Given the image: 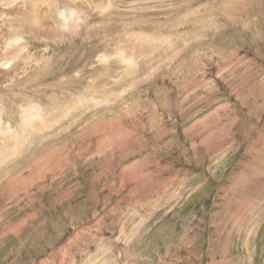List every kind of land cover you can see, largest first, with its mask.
Segmentation results:
<instances>
[{"label": "rangeland", "instance_id": "rangeland-1", "mask_svg": "<svg viewBox=\"0 0 264 264\" xmlns=\"http://www.w3.org/2000/svg\"><path fill=\"white\" fill-rule=\"evenodd\" d=\"M4 1L0 264H264V0Z\"/></svg>", "mask_w": 264, "mask_h": 264}, {"label": "bare ground", "instance_id": "bare-ground-1", "mask_svg": "<svg viewBox=\"0 0 264 264\" xmlns=\"http://www.w3.org/2000/svg\"><path fill=\"white\" fill-rule=\"evenodd\" d=\"M25 1L26 0H5L4 2H5V4H6V7L4 8L5 9V11L7 12H9V13H14V11L16 12V9H17V7H18V4L20 5V4H22V3H25ZM36 1H38V0H36ZM41 1V0H40ZM77 1H79V0H50L49 2H47L48 4L46 5L47 6V13H48V16H50V18H54V19H57V21H63V22H61L64 26H61V29H59V31L57 32L56 31V29H54L53 28V30L54 31H56L57 33H55V32H53L52 31V35L53 36H58V34L59 33H63L62 31H67V32H69V34H71L72 35V37H76L77 35H79V33H80V29H81V27H82V25H84V24H82V18L85 16L84 14L86 13V15H87V13H88V11H86L85 10V8H82V5L84 6V7H86L83 3H82V1L83 2H85L86 3V1L85 0H80L81 1V3H76ZM103 1V0H102ZM101 1V2H102ZM106 1V0H105ZM122 1V0H121ZM133 1H137V0H133ZM140 1V3H141V1H143V0H139ZM152 1V0H151ZM175 1V0H174ZM182 1H184V0H182ZM222 1V0H221ZM43 2H45L44 0H43ZM107 3L106 4H100L99 3V5H100V8L102 9V10H99L98 12L99 13H101L102 12V15H104V13L106 12V14H107V16H112L113 14H114V12H113V10L116 8L114 5V0H108V1H106ZM132 2V0H130V2L129 3H131ZM144 2H145V0H144ZM144 2H142V3H144ZM158 2V1H157ZM173 2V1H172ZM171 2V3H172ZM176 2H177V0H176ZM185 2H187L188 3V1H185ZM193 2V1H192ZM202 2V1H201ZM226 2V1H225ZM229 2V1H228ZM227 2V3H228ZM35 3H37V2H35ZM41 3V2H40ZM46 3V2H45ZM104 3V2H103ZM134 3V2H133ZM141 3V4H142ZM178 3H180V6L181 5H183V2L181 3V2H178ZM189 3H190V0H189ZM87 4V3H86ZM17 5V6H16ZM27 6L26 7H28V9H29V11H30V13H31V15H36V14H38V13H36V11H35V5H34V0H28V4H26ZM93 5V4H92ZM124 5V4H123ZM175 5H176V3H175ZM201 5V4H200ZM215 5V4H214ZM46 6H44V7H46ZM167 6V5H166ZM187 6H188V4H187ZM186 6V4H185V6L183 5V7H187ZM190 6H192V5H190ZM20 7V6H19ZM94 7H96V5L94 6ZM93 7V8H94ZM178 7V6H177ZM177 7H175V9H177ZM189 7V6H188ZM195 7V6H194ZM229 7H230V4H229ZM229 7L227 8V9H229ZM241 7V6H240ZM239 7V8H240ZM99 8V9H100ZM118 8H121V7H118ZM132 8H136V7H134V6H132ZM140 8H141V6H140ZM181 7H179V9H180ZM241 8H243V7H241ZM37 9V8H36ZM45 9V8H44ZM86 9H88V8H86ZM96 9V8H95ZM98 9V8H97ZM131 9V8H130ZM137 9V8H136ZM136 9H135V11H136ZM144 9V8H143ZM164 9V8H163ZM169 9V8H168ZM173 9H174V7H173ZM172 9V10H173ZM174 9V10H175ZM187 9V11L189 10V12L191 11L190 9H191V7H190V9H188V8H186ZM197 9H199V8H197ZM234 9V8H233ZM236 9H237V7H236ZM39 10V9H38ZM115 10H117L116 12H119V10L118 9H115ZM121 10V9H120ZM142 10V9H141ZM171 10V11H172ZM178 10V9H177ZM180 10H183V9H180ZM232 10V9H231ZM235 10V9H234ZM238 10H241V9H238ZM35 11V12H34ZM134 10L132 9V12H133ZM143 11V10H142ZM162 11V10H161ZM192 11H193V9H192ZM194 11H196V9H194ZM225 11V10H224ZM236 11V10H235ZM40 12H42V10L40 11L39 10V14H41ZM90 12V11H89ZM122 12V11H121ZM121 12H120V14H121ZM155 12V11H154ZM166 12V11H165ZM175 12V11H174ZM185 12V11H184ZM202 12V11H201ZM226 12V11H225ZM29 13V12H28ZM27 13V14H28ZM187 13V12H186ZM192 13V12H191ZM3 14H4V11L3 12H1V15L3 16ZM66 14V15H65ZM88 14H90V13H88ZM135 14V13H134ZM141 14V15H140ZM140 19H141V21L142 22H144L145 20H146V13H144L143 15H142V13L140 12ZM188 14V13H187ZM205 14V13H204ZM233 14V13H232ZM15 15V14H14ZM84 15V16H83ZM116 15V14H115ZM123 15V14H122ZM121 15V16H122ZM128 15V14H127ZM189 15V14H188ZM23 16V15H22ZM22 16H19V17H17V19H19V23H17L16 24V27L15 28H17V29H22V26L24 25L23 24V21L24 22H26V19H24ZM42 16L44 17L43 18V21H45V22H48L49 21V19L50 18H48L47 16H44V14L42 13ZM59 16H66V18H69V16H72V20L71 21H68V20H65V19H59ZM100 16V15H99ZM106 16V17H107ZM120 16V15H119ZM137 16V15H136ZM157 16V15H156ZM185 16H187V15H185ZM185 16H184V18H185ZM232 16V15H231ZM23 19H22V18ZM34 17V16H33ZM129 17H130V15H129ZM188 17V16H187ZM7 18L8 17H6V20H7ZM9 18H11V17H9ZM9 18H8V20H9ZM31 18V17H30ZM100 18H103V17H100ZM105 18V17H104ZM120 18H123V17H120ZM105 19H107V18H105ZM224 19V18H223ZM251 19V18H250ZM34 20H37L36 19V17H35V19ZM51 20V19H50ZM136 20V19H135ZM190 20H192V19H190ZM252 21V20H251ZM8 22V21H7ZM18 22V21H17ZM38 24H39V22L40 21H36ZM84 22V21H83ZM110 22V21H109ZM139 22V21H138ZM155 22V21H154ZM157 22V21H156ZM188 22V21H187ZM9 23H11V22H9ZM8 23V24H9ZM27 23V22H26ZM53 23V22H52ZM55 23V22H54ZM147 23V22H146ZM193 23V22H192ZM42 24V28H40V29H43V30H45V31H48L49 29H50V27L49 26H46V24L44 25L43 23H41ZM101 24V23H100ZM26 25V24H25ZM87 24H85L84 26H86ZM106 25V24H105ZM135 25V24H134ZM170 25V24H169ZM11 26H13V25H11ZM40 26V25H39ZM38 26V27H39ZM72 26V27H71ZM88 26V25H87ZM103 26H104V24H103ZM98 27H100L101 28V26H98ZM109 27V26H108ZM140 27V26H139ZM160 27V26H159ZM69 28H71V29H69ZM176 28V27H175ZM16 29V30H17ZM30 29V28H29ZM126 29V28H125ZM128 29V28H127ZM126 29V30H127ZM174 29V28H173ZM13 30V29H12ZM11 30V31H12ZM15 29H14V31H16ZM52 30V29H51ZM50 30V31H51ZM72 30V32L73 33H71L70 31ZM88 30H89V27H88ZM93 31H98L99 29H97V28H93L92 29ZM129 30V29H128ZM140 30V29H139ZM160 30V29H159ZM44 31V32H45ZM13 32V31H12ZM85 32V36L86 37H88V35H89V32L87 31V30H84L83 31V33ZM140 32V31H139ZM24 33V32H23ZM23 33H22V31L20 32L19 31V35L20 34H22L23 35ZM141 33V32H140ZM17 35H18V32L16 33ZM64 34V33H63ZM12 35H14V32L10 35V36H12ZM18 35V36H19ZM51 35V34H50ZM80 35H81V33H80ZM144 37H149L148 35H145L144 33L142 34ZM1 36V35H0ZM60 36V35H59ZM64 36V35H63ZM197 37V36H196ZM15 38H17V37H15ZM19 38V37H18ZM94 38V37H93ZM15 40H17V39H15ZM126 40H128V38L126 37V38H123L122 39V41H121V47H125L126 46V43H124V41H126ZM155 40V39H154ZM196 41V40H195ZM19 41H16V43H18ZM8 43V42H7ZM133 43V42H132ZM14 44H15V42L13 43V45L11 44V43H9V45H10V47H12L13 49H9V54L7 55V56H10V57H12V59L13 58H17L18 57V54H15V53H18L20 50V47L18 48V49H16L15 50V46H14ZM19 45V44H18ZM23 45V44H22ZM128 45H129V43H128ZM151 45H152V43H151ZM8 46V45H7ZM155 48H156V46H154ZM23 50H25L26 48H27V46L26 45H24L23 46ZM120 49V47H119V44H117V47H116V49ZM150 48V51L152 50L151 48H152V46H150L149 47ZM167 48V47H166ZM22 49V48H21ZM15 51V52H14ZM123 51H125V50H123ZM153 51V50H152ZM14 53V54H13ZM120 53V52H119ZM150 52H148V54H149ZM23 54H25V51H23ZM115 54V53H114ZM117 54V53H116ZM147 54V55H148ZM128 55V54H127ZM130 55V54H129ZM4 56V55H3ZM3 56H2V58H3ZM119 56L120 57H124L125 58V56L126 55H124V53L123 52H121L120 54H119ZM143 56V55H142ZM128 57V56H127ZM130 57V56H129ZM106 58V57H105ZM131 58H133V56L131 57ZM7 59H8V57H7ZM136 59V58H135ZM4 60V59H3ZM133 60H134V58H133ZM133 60H131V61H133ZM130 60H128V62H131ZM1 62H2V60H1ZM0 62V63H1ZM9 62H10V60L8 59V64H9ZM139 62V61H138ZM140 62H142V61H140ZM7 63V62H6ZM6 63H3V64H1V67H3V65H5ZM14 63V62H13ZM134 63H135V60H134ZM142 65V64H141ZM144 65V64H143ZM7 66V65H6ZM231 66V65H230ZM11 67V66H10ZM3 69H4V67H3ZM2 70V69H1ZM0 70V72H3L4 73V71L2 70L1 71ZM9 70V69H8ZM7 69H6V71H8ZM138 73V72H137ZM136 74V73H135ZM149 76V75H148ZM149 78V77H148ZM106 130V129H105ZM89 131V130H88ZM92 131V130H91ZM90 132V131H89ZM85 133V132H84ZM94 133V132H93ZM86 137H88L87 135H86ZM85 137V138H86ZM84 138V139H85ZM126 141H127V139H126ZM130 144V143H129ZM52 150V149H51ZM48 155H43V156H39L38 158L39 159H44V158H46ZM56 159V161H57V163L58 162H62L61 160H59L60 158H58V157H55ZM49 161V160H48ZM38 162H40V163H42V165H43V160H37L34 164H37ZM40 163H38V164H40ZM47 164V163H46ZM49 165H50V163H49ZM47 167H49L48 165H46ZM33 168L36 170L37 169V167L36 166H33ZM44 168H45V170H47L46 169V167L44 166ZM54 168V167H53ZM32 169V168H31ZM44 170V171H45ZM50 170V169H49ZM48 170V171H49ZM129 170V169H128ZM32 171V170H31ZM47 171V172H48ZM125 171H127V170H125ZM125 171H124V173H125ZM31 173V172H30ZM46 173V172H45ZM36 174V173H35ZM30 175V174H29ZM33 177H35L34 176V174L32 173L31 174ZM19 177V176H18ZM21 177V176H20ZM14 178V177H13ZM17 178V177H16ZM30 177L28 176L27 177V179H29ZM19 179V178H18ZM25 179V178H24ZM26 179V180H27ZM10 180V179H9ZM14 180V179H13ZM12 180V181H13ZM20 183V182H19ZM17 184V183H16ZM19 186V185H18ZM8 187V186H7ZM6 187V188H7ZM10 187V186H9ZM24 188V187H23ZM27 188V187H26ZM10 229V228H9ZM12 230V229H11Z\"/></svg>", "mask_w": 264, "mask_h": 264}]
</instances>
